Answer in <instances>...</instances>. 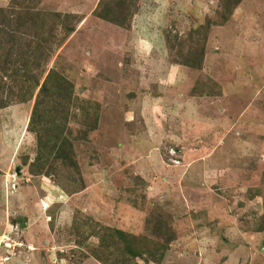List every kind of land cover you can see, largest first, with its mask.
<instances>
[{
  "label": "rangeland",
  "instance_id": "obj_1",
  "mask_svg": "<svg viewBox=\"0 0 264 264\" xmlns=\"http://www.w3.org/2000/svg\"><path fill=\"white\" fill-rule=\"evenodd\" d=\"M0 10V264H264V0Z\"/></svg>",
  "mask_w": 264,
  "mask_h": 264
},
{
  "label": "crops",
  "instance_id": "obj_2",
  "mask_svg": "<svg viewBox=\"0 0 264 264\" xmlns=\"http://www.w3.org/2000/svg\"><path fill=\"white\" fill-rule=\"evenodd\" d=\"M223 122H226L225 120H223ZM238 133H239V131H237V135H238ZM145 145L146 146H150L151 145V143H149L148 141L145 143ZM148 148H150V147H148ZM151 149H153L152 147H151ZM49 193H48V197H49V199L53 196V195H55V196H57V194L58 193H55L54 191H48ZM91 192H92V187H86L85 189H83L82 191H79V193L77 194V201H78V203L79 204H81L82 206H83V208L85 209L86 207H85V195H87V193H89V196H91L90 194H91ZM52 200V199H51ZM30 229H31V227H30ZM45 235H39V234H36L35 236H32L33 238L30 240V241H27V245L29 246V248H30V246L32 247V249H34V251H33V253H29L30 255H33L32 257H33V260H30V264H37L36 262H38V260H37V255L39 254L38 253V250L42 247L43 248V250H45V252H49V248L51 247L50 245H51V238L50 237H48V239H47V237L45 238L44 237ZM41 237H43L44 238V240H43V242H42V239H41ZM13 240H15L14 238H13ZM21 243V242H20ZM29 243V244H28ZM44 244V245H43ZM48 249V250H47ZM34 253H36V254H34ZM44 256H45V258L43 259V257H42V260H47V258L49 257V256H51L50 254H46V253H44ZM5 259V258H4Z\"/></svg>",
  "mask_w": 264,
  "mask_h": 264
},
{
  "label": "trees",
  "instance_id": "obj_3",
  "mask_svg": "<svg viewBox=\"0 0 264 264\" xmlns=\"http://www.w3.org/2000/svg\"><path fill=\"white\" fill-rule=\"evenodd\" d=\"M0 24L2 25V24H5L4 22L6 21V16L3 14V12L0 10ZM1 25H0V27H1ZM1 30V29H0ZM56 73H53V72H51L50 74H48V76L45 78V80L43 81V83H42V85H41V88H40V92H43V94H44V92L46 93L47 92V87H48V84H49V81L51 80V77L52 76H54ZM57 79L59 80V84L58 85H56V87H55V91L57 92L58 90H57V88L59 89L60 87H62V86H67V87H65V89H67V90H69V92H71L72 91V86L70 85V83L68 82V81H66L65 79H63L62 77H57ZM39 84H38V82H37V84H36V86H38ZM45 95V94H44ZM39 106H40V104H39ZM37 108V104H36V106L34 107V110L32 111V117H31V119H30V124H33L34 123V116H35V111L37 110L36 109Z\"/></svg>",
  "mask_w": 264,
  "mask_h": 264
},
{
  "label": "built area",
  "instance_id": "obj_4",
  "mask_svg": "<svg viewBox=\"0 0 264 264\" xmlns=\"http://www.w3.org/2000/svg\"><path fill=\"white\" fill-rule=\"evenodd\" d=\"M175 150H170V152H169V158H171L172 160H173V162L175 161V163L176 164H178L179 162V160H175V159H173L174 157H175ZM16 229H18V226L16 227Z\"/></svg>",
  "mask_w": 264,
  "mask_h": 264
}]
</instances>
